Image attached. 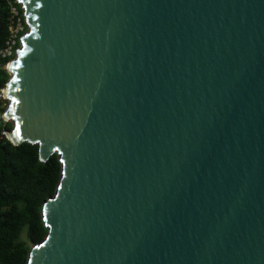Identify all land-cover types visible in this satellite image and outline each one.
Segmentation results:
<instances>
[{
  "label": "water",
  "instance_id": "1",
  "mask_svg": "<svg viewBox=\"0 0 264 264\" xmlns=\"http://www.w3.org/2000/svg\"><path fill=\"white\" fill-rule=\"evenodd\" d=\"M14 145L57 155L27 264H264V0H15Z\"/></svg>",
  "mask_w": 264,
  "mask_h": 264
},
{
  "label": "trees",
  "instance_id": "2",
  "mask_svg": "<svg viewBox=\"0 0 264 264\" xmlns=\"http://www.w3.org/2000/svg\"><path fill=\"white\" fill-rule=\"evenodd\" d=\"M14 6L19 7L17 3ZM18 11L22 15V10ZM9 18L8 0H0V48L7 38ZM12 58L0 57V90L9 80L3 67ZM6 106L0 101V264H27L31 248L47 234L41 211L56 192L62 165L57 155L42 163L36 145L14 146L6 138L5 132L12 130V125L2 120Z\"/></svg>",
  "mask_w": 264,
  "mask_h": 264
},
{
  "label": "built area",
  "instance_id": "3",
  "mask_svg": "<svg viewBox=\"0 0 264 264\" xmlns=\"http://www.w3.org/2000/svg\"><path fill=\"white\" fill-rule=\"evenodd\" d=\"M15 3H17L15 0L13 2L8 0L10 14L9 23L7 27L8 34L7 38L5 39L3 45L0 48V57L3 59L12 58L13 53H15L17 49L19 39L24 33V21L23 18L20 16L17 7L14 6ZM8 66L9 64L7 63L3 67L7 72ZM0 101H5L4 89L0 90Z\"/></svg>",
  "mask_w": 264,
  "mask_h": 264
},
{
  "label": "rangeland",
  "instance_id": "4",
  "mask_svg": "<svg viewBox=\"0 0 264 264\" xmlns=\"http://www.w3.org/2000/svg\"><path fill=\"white\" fill-rule=\"evenodd\" d=\"M18 6L19 7H17L18 9H20L21 10V6L18 4ZM22 18H23V14L22 15H20ZM24 26H26L25 25V23H24ZM27 32V29L24 31V33H26ZM19 47H17V49H18ZM16 49V50H17ZM16 52V51H15ZM14 57H15V53H14ZM14 57L8 62V64L10 65V62L14 59ZM7 68H9V66L7 67ZM7 72V71H6ZM8 73V75H9V77H10V73L9 72H7ZM6 102V101H5ZM2 120L4 121V122H7L5 119H4V117H3V115H2ZM24 236H25V233H23L22 234V239L24 238Z\"/></svg>",
  "mask_w": 264,
  "mask_h": 264
},
{
  "label": "bare ground",
  "instance_id": "5",
  "mask_svg": "<svg viewBox=\"0 0 264 264\" xmlns=\"http://www.w3.org/2000/svg\"><path fill=\"white\" fill-rule=\"evenodd\" d=\"M12 64L9 65V68L11 67ZM4 93H6V91L4 90Z\"/></svg>",
  "mask_w": 264,
  "mask_h": 264
},
{
  "label": "clouds",
  "instance_id": "6",
  "mask_svg": "<svg viewBox=\"0 0 264 264\" xmlns=\"http://www.w3.org/2000/svg\"><path fill=\"white\" fill-rule=\"evenodd\" d=\"M24 21V20H23ZM24 34V33H23Z\"/></svg>",
  "mask_w": 264,
  "mask_h": 264
}]
</instances>
